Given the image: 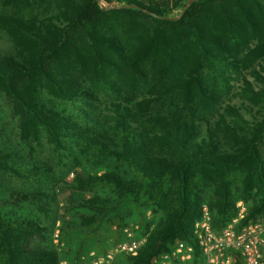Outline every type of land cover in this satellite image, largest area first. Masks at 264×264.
Listing matches in <instances>:
<instances>
[{
	"label": "trees",
	"instance_id": "16d2710c",
	"mask_svg": "<svg viewBox=\"0 0 264 264\" xmlns=\"http://www.w3.org/2000/svg\"><path fill=\"white\" fill-rule=\"evenodd\" d=\"M105 1L117 6L0 0V34L11 46L0 49V91L27 145L45 135L63 150L74 140L95 165L114 166L69 184L76 203L65 209L80 221L60 226V241L77 243L68 264L83 262L86 239L101 241L102 227L111 226L109 244L124 238L123 205L136 209L144 236L123 264H152L174 239L197 250L203 195L215 230L264 214V0H195L177 19L141 8L175 16L186 0ZM46 98L73 103L91 124L61 115ZM0 170L27 184L46 175L5 148ZM15 194L43 218L52 209L45 199L56 201L40 189ZM238 199L249 201L241 217ZM54 223L0 210V264H59Z\"/></svg>",
	"mask_w": 264,
	"mask_h": 264
},
{
	"label": "rangeland",
	"instance_id": "374dc122",
	"mask_svg": "<svg viewBox=\"0 0 264 264\" xmlns=\"http://www.w3.org/2000/svg\"><path fill=\"white\" fill-rule=\"evenodd\" d=\"M102 2L108 4L105 0H102ZM179 11L180 9H175L173 13H178ZM0 49L5 52L11 49L9 41L4 34H0ZM46 101L61 115L81 124H91L92 120H83L82 117L84 114L77 110L73 103L51 98H46ZM67 144L72 146V148L57 150L48 142L45 135H42L39 142L36 143L33 141L29 142L27 145L20 137L19 120L13 112L11 102L5 94L0 91V148L12 151L14 162L23 165L38 164L42 167L44 173H46V175L42 177L43 180L41 182L37 184H27L9 173L0 170V210L13 217L36 215L44 219L49 225H51L54 220L52 238L54 247L60 258L59 264H68V257L73 252L75 245H77L72 237H67V239L60 241V226L64 225L67 221L72 222L76 219L80 221L78 217L79 213L66 212L65 209L76 203V200L72 197L71 189L69 188V184L72 182L73 177L75 175L82 176L87 173L115 171L113 164L109 161H104L97 165L92 163L88 156L79 152L74 140H68ZM260 150L262 155H264V140L260 144ZM36 189L44 190L47 193H55L56 195V201L45 199L52 207L48 217L43 218V214L40 213L34 205H24L22 202L16 201L14 197H10L11 193L13 196H16L15 193ZM92 193L95 194L99 192L97 189H94ZM92 193L87 192V195H91ZM208 198L207 194L202 196L201 207L207 206ZM248 203L249 201L246 203L244 200L238 199L236 202V206L239 209L238 217H241L245 213ZM127 211H130V213ZM120 212H122L126 221L124 227L131 228L135 236L143 239L144 242V236L140 229V218L136 209H129L126 205H123L120 206ZM145 215L152 220L158 218V214L152 209H146ZM110 227H102L100 231L98 230L101 241H97L91 237L86 239L85 246L86 248L88 247V249L84 255L85 259H83L81 264H93L92 259L97 255L100 257L103 254L111 240ZM111 229H114V226H112ZM92 251L95 252V255L92 254ZM123 261L124 256L122 254H117L111 264H123Z\"/></svg>",
	"mask_w": 264,
	"mask_h": 264
},
{
	"label": "built area",
	"instance_id": "2783aa9c",
	"mask_svg": "<svg viewBox=\"0 0 264 264\" xmlns=\"http://www.w3.org/2000/svg\"><path fill=\"white\" fill-rule=\"evenodd\" d=\"M200 211L193 227L197 250L189 242L174 239L170 249L155 257L152 264H264V214L241 226L234 218L215 230L207 206ZM123 235L120 242L109 244L93 264H111L117 254L135 255L143 239L129 227L123 228Z\"/></svg>",
	"mask_w": 264,
	"mask_h": 264
},
{
	"label": "water",
	"instance_id": "95a60500",
	"mask_svg": "<svg viewBox=\"0 0 264 264\" xmlns=\"http://www.w3.org/2000/svg\"><path fill=\"white\" fill-rule=\"evenodd\" d=\"M97 3L99 5H101L102 7H110V6H117V4H104L102 2V0H96ZM192 1H195V0H186L185 4H184V7L182 9V11L178 14V15H175V16H164V15H158L152 11H149L148 9L146 8H141L143 11L147 12V13H150L151 15H154V16H157V17H161V18H170V19H177L179 17L182 16V14L184 13V11L187 9L188 5L192 2ZM124 6H127V7H137V5H134V4H129V5H124Z\"/></svg>",
	"mask_w": 264,
	"mask_h": 264
},
{
	"label": "crops",
	"instance_id": "0c3cea01",
	"mask_svg": "<svg viewBox=\"0 0 264 264\" xmlns=\"http://www.w3.org/2000/svg\"><path fill=\"white\" fill-rule=\"evenodd\" d=\"M92 253H94V255H95V252H93V251H92ZM97 257H98V255H97V256H95V258H97ZM95 258H94V259H95ZM94 259H92V263H93V260H94Z\"/></svg>",
	"mask_w": 264,
	"mask_h": 264
}]
</instances>
